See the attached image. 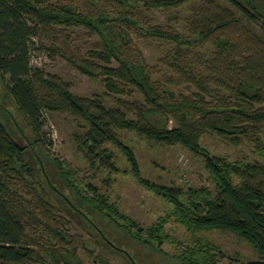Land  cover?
Instances as JSON below:
<instances>
[{"label": "trees", "instance_id": "obj_1", "mask_svg": "<svg viewBox=\"0 0 264 264\" xmlns=\"http://www.w3.org/2000/svg\"><path fill=\"white\" fill-rule=\"evenodd\" d=\"M189 1L0 0V76H6L4 85L32 132L21 144L0 122V264H82L78 250L106 263L104 254H92L94 246L139 264L111 235L117 231L128 242L162 254L160 245L171 242L164 232L168 221L189 235L186 246L172 255L175 264H215L224 256L199 235L206 230L236 235L256 252L250 263L264 264V162L229 160L199 145V138L211 133L232 146L250 143L264 156V0H225L228 6L202 0L185 21V35L151 22L150 10ZM74 26L82 28L86 46L75 44L67 29ZM39 30L51 35L47 55L101 81L113 106L96 94L74 95L68 82L29 64L31 37ZM132 37L173 43L169 59L160 62L191 89L174 93L164 86L177 77L153 80L154 66L145 63ZM198 43L214 47L201 70L187 62ZM133 89L138 100L129 99ZM43 111L81 121L72 140L94 170L118 169L105 144L115 146L136 183L167 201L169 211L142 226L92 185L81 189L73 171L48 155L39 138ZM122 129L160 144H180L200 158L212 189H182L144 178L134 152L116 134ZM72 222L86 239L70 232Z\"/></svg>", "mask_w": 264, "mask_h": 264}, {"label": "rangeland", "instance_id": "obj_2", "mask_svg": "<svg viewBox=\"0 0 264 264\" xmlns=\"http://www.w3.org/2000/svg\"><path fill=\"white\" fill-rule=\"evenodd\" d=\"M215 1L228 6L225 0ZM200 3L202 0H191L175 8L150 10L148 14L153 24L170 27L179 34L185 35V21L192 15V8ZM249 24L254 31L260 33L258 25ZM67 29L72 37L76 36V45H87L84 41L82 28L74 26ZM132 40L145 63L148 66H154V71L151 73L153 80L164 82L167 76L174 79L177 77L175 84L164 83V86L170 88L174 93H186L188 89H191V86L180 79L176 72L160 62L169 59L168 55L171 53L170 49L173 47V43L135 37H132ZM31 41L33 43L30 46L29 64L32 67H38L45 73L53 74L68 82L70 84L69 91L74 95L89 97L96 94L102 96L105 106L114 105L109 98L103 95L104 88L101 81L85 77L70 68L57 56L50 58L47 55L44 48L51 43L50 33L39 30L31 37ZM190 50L187 58L188 64L194 69L201 70L202 61L210 58L214 47L210 43H198ZM5 81L6 76H0V122L6 125L18 143H26V137L32 139V132L12 101L4 85ZM132 98L137 100L140 98L134 89L129 99ZM41 120L38 135L39 138H42L48 155L57 157L73 171V179L81 189H84L87 184L92 185L98 192L105 193L121 213L142 226L149 225L157 217L163 216L169 211L170 205L167 201L136 183L128 173L124 157L112 144L106 143L105 146L113 154L114 166L118 168L116 171L109 172L101 168L94 170L89 166L82 151L72 140L73 134L82 130L81 121L76 116L69 113L43 111ZM171 125L172 121L168 120L167 126ZM116 134L134 152L140 174L144 178L165 186L174 185L182 189L187 186H205L212 189V183L202 167L200 158L180 144H160L138 135L135 131L126 129L116 130ZM199 145L209 154L224 156L229 160L244 159L264 162V156H258L250 143L232 146L220 141L214 134L205 133L199 138ZM74 223H71L70 232H76L86 239L88 236ZM164 232L171 242H163L160 245L162 254L128 242V239L117 231H114L111 236L117 245H123L131 251L134 260L139 264H148L145 260L152 261L153 264H175L176 261L173 260L172 255L186 246L185 243H187L189 235L181 226L172 221H168L164 225ZM199 235L218 246L224 253V256L218 258L215 264H251L250 262L256 260V252L244 240L230 232L206 230L200 232ZM92 249L93 255L104 254L107 261L103 264H129L121 256L107 252L101 246H94ZM76 255L82 264H98L93 262L92 258L87 256L83 250H78Z\"/></svg>", "mask_w": 264, "mask_h": 264}]
</instances>
